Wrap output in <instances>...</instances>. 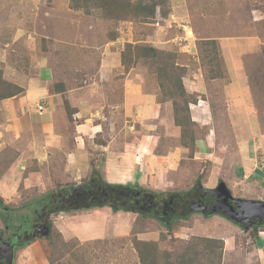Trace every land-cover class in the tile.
Here are the masks:
<instances>
[{"label": "rangeland", "instance_id": "rangeland-1", "mask_svg": "<svg viewBox=\"0 0 264 264\" xmlns=\"http://www.w3.org/2000/svg\"><path fill=\"white\" fill-rule=\"evenodd\" d=\"M167 1L172 13L165 26H159L156 23H138L137 19L120 23L103 18L99 12L88 15L83 10H73L71 0H0V72L4 81L26 87L35 79L51 80L57 85L55 78L68 83L71 88L90 89L94 93L96 84L100 86L106 83L105 79L121 78L132 83L141 82L144 86L151 85L152 93L160 94L159 84L154 78L149 79L148 69L141 61L129 71L121 63L126 45L144 42L179 56L178 65L187 69L184 78L189 82L187 89L192 82L201 85V88H190L193 91L190 93L198 99L197 104L203 105L210 114L206 120L205 116L198 118L199 115L194 113L197 125L192 130L198 138L195 160L188 158L192 154L191 149L187 148L185 154L180 152V132L175 125L171 101L163 104L166 107L169 103V106L167 110L164 107L157 119H137L126 123L120 118V126L114 123L119 127L116 133L119 142L136 143L137 139L142 140L143 135L150 133L158 136V145L164 151L169 148L168 160L155 158L148 162L150 166L145 173L156 171L158 167L169 173L167 177H160L162 183L160 179L158 185L151 183L152 187L142 185L145 182L139 178L128 184L115 180L132 172L126 168V163L117 164L112 157L105 162L100 157L104 154L102 152H93L96 162L88 166V155L92 152L89 150L94 143L87 139L91 132L84 135L87 138L79 140L83 152L70 153L66 166L62 158H56L57 155L48 159L51 152L45 147L40 161L45 160L46 166L43 167L46 171L41 175L27 178L28 175L22 174L21 177L14 173L11 180L0 167V175L4 178L0 183V197L8 205L7 210L1 207L4 212L34 218L32 223H39L42 213H47L42 208L48 202L46 200L41 207V199H47L56 190L88 183L93 173L102 167L108 172L113 182L108 184L112 186L124 184L162 194L182 193L196 185L202 189H214L224 182L234 197L264 202V0ZM161 20L159 17L158 21ZM206 37L216 40L213 45L219 51L220 65L217 69L222 79H209L215 68L202 64L196 42L207 40ZM117 63L121 64L120 68H116ZM105 88L101 87L97 93L105 95ZM27 93L19 96L27 97ZM108 95H111L110 91ZM25 105L31 106V113L35 111L33 104ZM42 107L43 110L39 111L36 106V113L48 111L47 104ZM100 114L107 127L108 118ZM129 125L133 130L128 128ZM32 135L22 138L23 155L31 159L29 153L40 148L33 138L35 134ZM42 138H45V132ZM152 138L149 137L148 141ZM45 141L46 138V146ZM74 147L77 148L76 145ZM157 163L161 164L158 166ZM36 167V163L33 164L32 168ZM153 176L159 178L156 173ZM25 178L27 180L24 181ZM109 208H100L91 215L81 213L82 210L65 218H62L64 212L50 215L54 228L63 236V240L57 239L55 248L51 246L50 233L44 227L46 223L41 222L40 229H31V224H26V229L30 230L21 234L30 236L34 233L35 237L25 242L23 235L20 241L11 242L15 245L25 242L16 253L15 264H52L50 255L53 254L56 257L54 264H141L135 243L142 241L139 233L149 232L158 233L155 240L158 239L160 250L175 255V258L178 252L182 253L189 247L194 238H219L225 243L222 264H264V224L245 230L244 226L229 221L220 213L210 217L190 214L188 220L173 223L167 230L157 221L158 218L136 219L137 216L124 211L114 215ZM73 212L76 211L69 213ZM134 222L136 226L131 231ZM15 228L7 230L0 215L3 241H8ZM161 235L164 241H160ZM87 239L98 240L83 242ZM61 255L64 256L60 259Z\"/></svg>", "mask_w": 264, "mask_h": 264}, {"label": "trees", "instance_id": "trees-1", "mask_svg": "<svg viewBox=\"0 0 264 264\" xmlns=\"http://www.w3.org/2000/svg\"><path fill=\"white\" fill-rule=\"evenodd\" d=\"M71 6L73 10H83L88 15L99 12L103 18L115 20L120 23L130 19H137L138 23L153 25L156 23L159 24V26H165V21L172 13L167 0H150L149 2L142 1L139 3H133L131 0H71ZM159 17L162 19L161 21H158ZM197 28L198 27H196V29ZM213 42H216V40L203 39L198 41V45L203 66L210 65L215 68L208 78L218 80L222 79V75L217 69L220 65L218 56L219 51L217 46L213 45ZM141 43L143 44L136 43L137 45H126L125 51L121 54L122 66L126 71H129L135 68L137 63L141 61L142 65L148 69L149 79L151 80V77L154 78L160 86L161 91L158 102L160 104H164L168 101L172 102L175 125L180 132V144L186 149H191L192 154H190L189 157L193 158L197 152H195L197 148V137L192 130L196 123L192 119L191 106L196 105L198 99L188 91L184 83L187 69L178 65L179 56L176 53L164 51L148 43ZM210 45H212L211 48ZM245 52L246 49L242 54L240 53L241 56ZM57 82V85L54 84L57 86L56 90L60 93L64 92L63 82ZM23 93H25L23 87L4 81V77L0 72V102ZM65 105L69 121L72 122L73 109L68 102H65ZM18 155L19 154L13 150L7 151L6 149L0 152V167L3 168V173L8 172L9 167L13 164V161L18 158ZM37 168L38 167L35 169H28L26 174L37 170ZM195 187L179 195H176V193L157 194L139 187L109 185L104 181L101 174L95 171L91 181L88 183L69 187L66 190H56L51 192V197L49 196L44 200L41 199V207L42 203L46 200H48V202L45 203V208H42L43 212L47 213H42L39 218V225H41V222L47 224L50 233L48 238L50 239L51 246L55 248L57 239L63 240V236L54 228L53 221L50 219V215L54 213L110 207L114 212L124 211L135 213L139 216L138 218H145L148 217V215L157 218L164 208V203L168 202L171 198L175 201V204L179 205L189 200V198L198 196L194 195L195 193H200V195H202L205 194L207 190L199 189L200 187L198 188L197 185ZM206 193L210 194V197L214 196L211 192ZM1 207H3V210L8 209V205H6L0 197V215L1 218H3L4 226L8 229L16 227L15 229L19 230L18 233H22L23 231L30 230L26 229V224H31V229L34 227H32V222L35 221L34 218L21 215L19 217L13 216L4 212ZM36 213H39V211ZM191 214H193V212ZM171 228L172 227L168 225L167 229L170 230ZM162 240L164 241L165 239L161 235L160 241ZM158 243L159 241L144 240H138L135 243V248L137 249L141 264H163L162 261H164V264H222L224 258L225 243L219 238H194L186 250L176 254V258L175 255L171 253L162 252ZM64 244L67 245L68 243L64 242ZM54 256V254L50 255V263L52 264H54L53 262L56 260ZM63 256L64 255H61L60 259Z\"/></svg>", "mask_w": 264, "mask_h": 264}, {"label": "crops", "instance_id": "crops-1", "mask_svg": "<svg viewBox=\"0 0 264 264\" xmlns=\"http://www.w3.org/2000/svg\"><path fill=\"white\" fill-rule=\"evenodd\" d=\"M205 39H209V38L206 37ZM196 45H198L197 42ZM230 52L231 51H229L228 54H230ZM232 52H234V50ZM120 66H121L120 63L116 64V68H120ZM102 78L104 77L102 76ZM103 80L104 79H102V82ZM54 82L55 83L57 82L55 78H54ZM105 82L106 83H102L100 86L96 84L93 90L94 93H92L90 89L78 90V88H74V87L71 88L70 86L67 85L68 83L63 82L65 91L60 93L56 90L57 86H55L51 80L45 81L43 79H35L30 81V83L26 87L25 86L23 87L25 88V93L26 91L28 92L27 97L16 96L14 98H10L0 102V152L7 149V151L13 150L19 154L18 158H16L13 161V164L9 167L8 172H6L7 175L8 174L10 175L9 179H11L14 173H16V176L20 175L21 177L22 174L23 176L28 175L27 178L29 176L31 177L33 175L36 176L37 174L38 175L43 174L46 171L45 169L46 167H43L46 166V163L45 160L40 161V158L43 157V154L45 153L44 152L45 147L50 149L51 152V155L47 157L48 159H52V156L55 158L57 155L56 158H62L64 160L63 165H65L67 162V158L71 156L70 153H74L78 151L79 154H81L80 152H83L84 149L82 148L79 140L80 139L83 140V137H86L84 135L88 134L89 132H91L92 135L86 138L90 142L94 141V143H93V148L89 150L92 152L90 155H88L89 158L88 166H92V162H96L95 159H93L94 158L93 152L95 153L102 152L104 154H102L100 157H103L105 162L108 161V157H112L117 164L126 163L127 165L126 168H128V170L132 172L125 174L124 176L118 179H115L118 180V182L127 183V184L135 183L136 178H139L140 180H144L145 182L142 185H144L145 187H152L150 186L151 183L152 184L155 183V185L159 184L158 182L160 177L169 176L167 175L169 173H167L165 169L163 171L159 167L158 169H156V171L154 170L151 171L150 173H145V169L147 171V168H149L148 166H150V163H148L150 160L155 158L161 160L162 159L168 160L170 158L169 157L170 155L168 154L169 148L165 150L167 151V153H165L163 147L158 145V136L154 137L150 133L145 134L142 136V140L137 139L138 142L131 144L129 142H124V143L119 142V140H117L118 138L116 135V133L119 132L118 126L120 125L118 124L119 123L118 120L120 118L122 119V121L125 119L126 123H128L129 121L132 123V121L134 122L137 119H139L140 121H144L147 118L157 119L160 116L161 111L165 107L163 106V104H158L159 103L158 97L160 94L158 93L153 94L152 91L150 90L151 85L144 86L141 84V82L132 83L131 81H129V79L122 80L120 78L118 80H110V81L105 79ZM184 83L187 87L189 86L188 85L189 82H187L185 79H184ZM194 86H197V88H201L200 84H196V82H192V85L191 87H189L188 91L190 90L189 92H193L190 88H194ZM101 87H106L105 95L97 93ZM109 91L111 95H108ZM40 94H42L41 97L43 98L39 96ZM245 98L248 99L247 94L245 95ZM25 99L27 101H25ZM65 102H68L74 111V118L72 122L69 121ZM26 103L33 104L35 111L31 113L30 112L31 106H26L25 105ZM43 104L48 105V111L44 113L38 111L39 113H36L37 112L36 106L37 107L40 105L43 106ZM167 106H169V103L166 104L165 107L166 110H167ZM202 106L203 105L201 104L191 106V114L193 121L195 123H196L195 114L199 115L198 118H201L200 116L203 115L205 116L206 120L209 119L210 114L208 110ZM100 113L101 114L103 113V117L105 116L108 118L107 127L105 126L104 122L100 119L99 116ZM205 118L202 119V123L203 120H205ZM114 123H117L118 126H116L117 124ZM128 128L130 130H133V127H131V125H129ZM102 129H104V131H102ZM139 129H144V128L139 127ZM44 132L46 138L45 142L48 144L46 146L44 145L45 138H42V134ZM31 134L33 135L35 134L33 138L34 140L38 141L37 144L38 147H40L29 153L31 154L33 159L26 158L23 155L25 154V148L22 143V138L30 137L29 135ZM81 134H83V136ZM126 134L128 133L126 132ZM149 137H153V138L150 141H148ZM39 140H41L42 143ZM75 142H79V143H75ZM153 142L154 144H151ZM10 143L12 144L8 145ZM26 144L27 146L29 145L28 143ZM75 145L77 148L74 147ZM180 147H181L180 152L185 154L186 148L183 147L182 145H180ZM197 153L198 151L196 152L193 158L190 157L188 158L190 160H195ZM175 155H177V153H175ZM35 163L36 166L38 167L37 170L26 174L28 169L32 168L33 164ZM80 171L81 170H78V172ZM97 171L100 172L105 182L113 183L110 180V176L108 175V172L105 170V167H102V169H99ZM155 173L159 176V178L153 176V174L155 175ZM2 179L4 178L2 177L0 178V183L2 182L1 181ZM25 180L27 179L25 178L24 181ZM78 181L79 180L73 182L75 183ZM160 183H162L161 179H160ZM220 184L221 182L219 183V185ZM101 209L96 208L92 210H82L81 213L91 215L92 214L91 212L98 211ZM109 210H110L109 212L114 213V215L123 213L121 211L114 212L110 208ZM78 212L64 213L62 215V218H65L68 215L75 214ZM194 214L197 213H193V215ZM131 215L137 216L135 217L136 219L138 218L137 214L131 213ZM207 217H210V215H207ZM189 218L190 215L187 218L173 217L168 220L158 219L157 221L162 223L165 229H167L168 225L172 227L173 223H176L178 221L182 222L184 220H188ZM180 225L182 226V223ZM135 226H136V222H134L131 231L134 230ZM138 236L140 240H144V241H157L158 239L155 240V236L159 237L158 233L156 232L139 233ZM97 240L87 239L84 240L83 242H90V241L94 242Z\"/></svg>", "mask_w": 264, "mask_h": 264}, {"label": "water", "instance_id": "water-1", "mask_svg": "<svg viewBox=\"0 0 264 264\" xmlns=\"http://www.w3.org/2000/svg\"><path fill=\"white\" fill-rule=\"evenodd\" d=\"M200 189H202V187ZM206 192H211L214 196L216 195L218 199L222 198L223 200L211 204L210 206H204L202 209L197 208V210L205 211V213L210 216L220 213V215H223L229 221L244 226L245 230L250 229L255 224H264V202L236 198L224 182H221L217 188L208 189L205 193ZM198 194L199 193H197V195ZM193 211L192 206L186 203L180 215L185 217L190 215ZM255 221L257 222L254 223ZM44 227L49 231L48 226ZM33 234L30 236L24 234L25 242L32 236L35 237ZM25 242L15 245L11 244L9 241H3V239L0 238V264H2V261L3 264H15L16 253L21 246H24L23 244H25Z\"/></svg>", "mask_w": 264, "mask_h": 264}, {"label": "flooded vegetation", "instance_id": "flooded-vegetation-1", "mask_svg": "<svg viewBox=\"0 0 264 264\" xmlns=\"http://www.w3.org/2000/svg\"><path fill=\"white\" fill-rule=\"evenodd\" d=\"M180 193H176V195H179ZM194 195H197V193H195ZM223 199L220 198L218 199V197L215 195V196H211L210 197V194H202L200 195V193L198 194V196H194L192 198H189V200H187L186 202H183L182 204H175V201L171 198L168 202H165L164 203V208L162 209L160 215H158V219H170V218H173V217H183L181 216L180 212L183 211L184 209V205H186V203L188 205H191L192 206V209L194 210L193 213H197V214H200L202 216H206L207 217V214L205 213V211H200V210H197V208L199 209H202L204 208V206H210L211 204H214L218 201H222ZM157 208V207H156ZM149 216V215H148ZM259 221V220H257ZM257 221H255L254 223H256ZM39 222V221H38ZM263 223V222H261ZM32 227L34 226V229H38L39 227V223H32ZM255 225H258V224H255ZM5 228L7 230H10L8 229L6 226ZM19 230L18 229H15V231H13V233L10 234V236H8L7 240L9 242H12V243H15L14 241L16 239H18L20 241V238L25 234H21V233H18ZM35 232V231H34ZM0 238H3V235L0 234ZM18 242V241H17ZM3 264V261L1 262Z\"/></svg>", "mask_w": 264, "mask_h": 264}, {"label": "built area", "instance_id": "built-area-1", "mask_svg": "<svg viewBox=\"0 0 264 264\" xmlns=\"http://www.w3.org/2000/svg\"><path fill=\"white\" fill-rule=\"evenodd\" d=\"M39 107V111H42L43 110V107L40 105L38 106Z\"/></svg>", "mask_w": 264, "mask_h": 264}, {"label": "clouds", "instance_id": "clouds-1", "mask_svg": "<svg viewBox=\"0 0 264 264\" xmlns=\"http://www.w3.org/2000/svg\"><path fill=\"white\" fill-rule=\"evenodd\" d=\"M103 208H105V207H103ZM77 212V211H76ZM64 213H69V212H64ZM135 214V213H134Z\"/></svg>", "mask_w": 264, "mask_h": 264}]
</instances>
